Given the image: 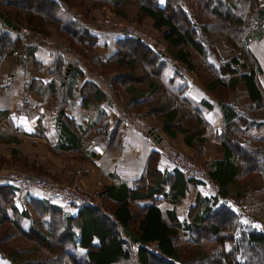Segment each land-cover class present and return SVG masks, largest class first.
Segmentation results:
<instances>
[{
	"label": "trees",
	"instance_id": "16d2710c",
	"mask_svg": "<svg viewBox=\"0 0 264 264\" xmlns=\"http://www.w3.org/2000/svg\"><path fill=\"white\" fill-rule=\"evenodd\" d=\"M128 4L138 6L137 24L149 17L155 30L168 29L163 38L171 57L195 74L219 103L223 115L220 133L185 99L184 88L175 90L164 80L165 70L172 65L167 53L124 34L106 63L90 56L97 50L98 37L80 19L95 20L99 10L128 19ZM0 11L18 27L50 35L52 26L68 44L61 47L65 54L58 53L52 61V80L46 88L30 79L24 84L27 91L34 90L44 100L57 95L62 107L80 73L76 69L69 72L66 62V53L75 50L91 62L98 61L95 64L102 72L113 75L112 88L127 112L158 121L170 139L182 134L185 144L199 151L209 134L224 148L223 159L208 164V179L217 187L216 194L199 191L183 220L176 205L187 196L189 185L198 188L205 182L188 179L175 167L161 170L158 152L149 155L144 172L130 185L115 182L102 188L101 197L113 206L107 208L110 213L98 205L72 212L53 203L52 198L32 196L20 206L19 186L0 184L2 258L10 264H264V195H247L240 186L242 177L259 174L264 178L262 68L250 48L251 42L264 38V0H0ZM16 51L33 59V46H27L19 32L1 20L0 59ZM138 74L142 76L136 82L128 80ZM239 87L250 102L243 112L238 100L230 98ZM94 88L88 82L83 85L85 106L93 101ZM94 95L97 100L101 97L100 92ZM5 116L0 113V120ZM191 119L198 127L185 123ZM122 122L123 118L111 131L104 127L107 139H116ZM62 127L68 145L63 149L80 150V127L66 122ZM13 156L23 161L24 168L35 169L18 150H13ZM4 161L1 157L0 163ZM163 202L171 207L163 210ZM17 239L34 243L36 250L31 254L35 257L24 258L13 247ZM78 249L86 251L82 260L73 252Z\"/></svg>",
	"mask_w": 264,
	"mask_h": 264
},
{
	"label": "crops",
	"instance_id": "0c3cea01",
	"mask_svg": "<svg viewBox=\"0 0 264 264\" xmlns=\"http://www.w3.org/2000/svg\"><path fill=\"white\" fill-rule=\"evenodd\" d=\"M125 10L127 18L134 21L139 12L138 6L128 4ZM73 13L76 14L77 12L74 11ZM101 14L102 11L99 10L95 12V20L88 21L83 18L80 20L88 27L92 35L98 37L97 50L90 52V56L106 63L117 51L116 42L124 38L125 35L123 31L115 27L99 24ZM142 24L149 28L150 25L152 26L153 20L147 17ZM152 29L160 34L159 39L164 41L163 33L168 29L164 27L159 31L155 30L153 26ZM48 30L50 35H54V37L49 36L51 42H41L33 46L34 56L32 60L29 55L27 59L22 60L18 55L19 52H14L4 59H0V113L6 115L0 120V140L6 139L4 142L0 141V155L10 157L13 150H18L20 154L28 157L29 161L42 167L43 171H48L51 174L59 173V176L77 184L82 190L93 193L115 182H126L130 185L132 181L142 175L148 157L152 152H158L160 155L161 170L172 168L169 161L163 156L166 149L175 148L182 151V153L191 155L199 162H205L209 159H223L224 148L222 144L210 134L202 157L196 155L195 150L185 144L184 137L181 134H178L174 139L163 137L162 141H158L161 136L158 138L152 136L151 138V130L158 123L147 117H140L127 112L124 103L109 85V80L113 75L107 74L105 71L102 72L103 69L100 70L95 64L98 61L91 62L75 50L66 53L68 71L75 72L76 69L81 74L79 73L75 77V85L71 88V97L62 107L59 104L57 95H52L44 100L34 90L27 91L24 84L25 81L30 79H35L46 88V83L52 80L50 75L52 61L58 53L65 54L61 50L64 44L68 47L66 40L58 34L54 27L51 26ZM250 48L262 68L259 81L264 91V38L251 42ZM155 49L157 52L167 53L166 55L172 61V65L163 74L164 80L175 90L184 88L183 96L185 95V99L203 113L204 117L211 123L214 131L220 133L223 128V115L216 99L207 92L202 83L185 65L174 60L168 52ZM4 79L9 80L11 89H6L3 86ZM179 79H184L186 82L183 88L180 84H177ZM87 82L94 84L95 88L93 94L90 95L93 101L85 106L81 90ZM61 91L65 92L66 90L64 88ZM97 92L101 94L98 100L94 95ZM203 103L206 105H203ZM121 118H123V122L116 139H112L113 137L107 139L104 135V127L105 130L108 128V131H111ZM65 122L72 127H80L83 132V134L78 133L83 140L80 150L68 151L63 149V146H68L64 143L65 139L61 134L63 132L62 125H65ZM8 173L27 177L29 176L28 173H33V170L14 165H3L0 168V174H2L0 175V184H10L12 182L4 177ZM206 188L205 183L198 188L192 184L189 185L187 196L181 203L176 205L181 220L187 216L190 206L188 203L189 196L193 197L191 199L193 202L199 191L202 193L204 191L206 195L216 194V192L207 194L208 189ZM48 195L50 194L34 187L31 193L27 195H17V199L21 198L18 201L21 206L29 196L49 200ZM52 196L54 197L53 203L70 210L62 199L54 194ZM161 207L166 210L171 205L163 202ZM180 210H185L183 212L184 216L180 215ZM80 250L84 252V255L86 254L85 250L78 249V251Z\"/></svg>",
	"mask_w": 264,
	"mask_h": 264
},
{
	"label": "rangeland",
	"instance_id": "374dc122",
	"mask_svg": "<svg viewBox=\"0 0 264 264\" xmlns=\"http://www.w3.org/2000/svg\"><path fill=\"white\" fill-rule=\"evenodd\" d=\"M100 16H101L100 19H99L100 21H98L99 24L101 23V25L110 26V25L104 23V21H103L104 19H115L116 21H126L127 23L132 24L134 27H136L138 30H140L142 33H144L145 36L148 38V40L152 41L155 45L157 44L160 47H164V51H166V52L169 51L168 48H167V44L164 41H162L161 39H159L161 37L160 34L154 32L151 25H150L149 28L147 26H145L144 24H141L142 25L141 26V25L137 24L135 21H131L129 19L119 17L117 14L111 12L110 10H105L104 12L102 11V14ZM110 27H112V26H110ZM42 34L44 36L46 35L44 33H42ZM46 36H48L47 38H49V36L50 37L51 36L54 37V35H46ZM168 54H169V52H168ZM141 66L142 65L138 64L137 65V68L142 69ZM140 76H142V74H138V75L134 76L133 79H128V80H132L133 82H136L134 80H139V78H141ZM142 79H147V77H143ZM177 84H180L181 88H183V86L186 84V82H185L184 79H179V80H177ZM109 85H110L111 89H113L112 88L113 86L111 85V81L110 80H109ZM230 98L231 99H237L238 100V103L241 106L240 107L241 108V110H240L241 112H243V110L244 111H247L248 110V106L250 105L249 104L250 102H249V99H248V97L246 95V92L243 90V87H239L234 92H232L231 95H230ZM228 101H234V100L227 99V102ZM124 108L126 110V107H124ZM131 113H133V112H131ZM153 121L157 122L158 125L155 126L151 131H154V129H156L159 132V134H160V136H161V138L163 140V137H167V136L162 131V128H161L162 125H161V123H159L156 120H153ZM185 123H190L191 125H196L197 126L196 122L194 120H192V119L191 120H188V121L186 120ZM178 126L180 128L184 127L183 122L180 121L178 123ZM152 136L153 135H151V138H152ZM168 139H170V138H168ZM0 141L1 142H4V141H6V139H2ZM206 144L204 145V148L201 151L193 148L195 150L196 155H198L200 157H202L204 155ZM173 149H166V150L173 151V152H178V153H182V151H180V150H177L175 148H173ZM11 154H12V156H10V157H7L5 155H0V158L2 157V158L5 159L4 162L0 163V166H3V165H14L16 167H22L23 168V161H21L20 159H18V157L13 156V153L12 152H11ZM52 154L57 155L55 153H52ZM182 154L190 157V159H192L196 164H198L199 166H201L202 168H204L207 172H208V164L213 161V159H209V160H206L205 162H199L196 158L192 157L191 155H188V154H185V153H182ZM21 157L22 158H25L26 160L29 161L28 157L23 156L22 154H21ZM29 162L33 166L35 165V169H33V173L34 174L33 173L32 174L31 173H28L29 176H27V177L43 178V179L49 180L50 182L57 181V182L60 183V185H64L66 187H69L71 189H74L76 191H79V192L85 194L88 197L90 196L91 197V200L93 202V205H98L99 208L101 209V211L109 212V213L111 212L107 208H111L112 209L113 206L111 204H109V203H106L105 200L101 197V191L102 190H97L95 193H93V192H86V191L82 190L77 184L71 183L67 178H64L62 176H59V173H55V174L52 173L51 174L48 171L45 172V171H43L42 167H40L37 163H33L31 161H29ZM43 173H45V174H43ZM2 174H4V173H2ZM2 174H0V175H2ZM11 175H16V174H10V173H8L4 177L9 178V177H11ZM205 186H207L206 189H208V192H206L207 194H212V193H215L216 192V189L217 188H216V186L213 183L206 182L205 183ZM240 186H241L242 189H246L247 190V193H246L247 195H251L253 197L260 196L261 198L264 195V178L261 175H259V174H256L252 178H248L247 177L244 180H243V177H242L240 179ZM45 192H47L48 194H50V195H48L49 198H52V199L54 198L52 196L51 191L45 190ZM203 193H204V191H203ZM192 198H193L192 196H189L188 197V203L190 205H193L194 204V201L193 202L191 201ZM19 199H21V198H19ZM253 206H255V204H252V207ZM67 207L70 208L71 211L76 212L75 211L76 210L75 207L73 208L70 205H67ZM184 211L185 210H182V211L180 210L179 213H180L181 216H184V213H183ZM185 215H186V213H185ZM24 223H25L26 229L28 230L29 229L28 221L27 222H24ZM13 247L15 249H17L19 252H21L22 253L21 255H23L24 258L30 259L32 257H35V256H33L31 254V252H33V251L36 250V248H34L35 247V244L34 243L31 244L30 242L27 243L24 239H22V240H18L17 239V241L13 244ZM80 251L77 252V251L73 250L74 253H76L77 255H79V259L82 260L84 258V252L81 251L82 252L81 253ZM50 255H47V256L45 255L46 256L45 258H49ZM0 264H10V261L8 259H4V258H2L0 256ZM63 264H72V263L64 262Z\"/></svg>",
	"mask_w": 264,
	"mask_h": 264
},
{
	"label": "built area",
	"instance_id": "2783aa9c",
	"mask_svg": "<svg viewBox=\"0 0 264 264\" xmlns=\"http://www.w3.org/2000/svg\"><path fill=\"white\" fill-rule=\"evenodd\" d=\"M103 21L105 24L123 31L127 36H137L143 39L145 43L149 45H155L152 41L148 40L144 33H142L132 24L127 23L126 21H116L115 19H104ZM19 33L27 46H33L41 42H51V39L45 37L41 32L34 31L26 26L22 27ZM155 46L158 50L164 51V47H160L157 44ZM18 55L22 60L28 58V53H18ZM3 86L6 87V89L12 88L8 79L3 80ZM158 133L159 132L154 129L153 135H156ZM163 156L172 164L173 167L179 169L188 179H194L197 181L208 180L207 171L196 164L192 159H190V157L182 153L168 150L163 153ZM7 179L11 180L19 186V191L21 194H28L32 191V188L36 187L43 191H51V193L64 200L66 203L74 205L78 208H84L93 205L90 196L88 197L79 191H76L64 185H60V183L57 181L50 182L49 180L43 178L22 177L17 174L11 175V177Z\"/></svg>",
	"mask_w": 264,
	"mask_h": 264
},
{
	"label": "water",
	"instance_id": "95a60500",
	"mask_svg": "<svg viewBox=\"0 0 264 264\" xmlns=\"http://www.w3.org/2000/svg\"><path fill=\"white\" fill-rule=\"evenodd\" d=\"M0 19L3 21V23L13 31H19L20 27H18L16 24L13 23L7 16H5L1 11H0ZM160 137V135H157ZM159 141H162V138H159Z\"/></svg>",
	"mask_w": 264,
	"mask_h": 264
}]
</instances>
